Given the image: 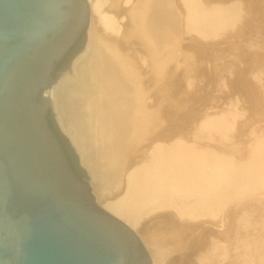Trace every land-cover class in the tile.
<instances>
[{
	"label": "bare ground",
	"instance_id": "1",
	"mask_svg": "<svg viewBox=\"0 0 264 264\" xmlns=\"http://www.w3.org/2000/svg\"><path fill=\"white\" fill-rule=\"evenodd\" d=\"M87 1L86 49L73 63V76L54 88L61 126L82 149L97 203L132 229L138 227L147 241L170 242L179 250L182 241L192 242L186 236L200 226L188 218L215 216L221 201L242 190L250 174H264L263 152L242 165L234 161L236 153L243 152L239 137L254 131L246 134L243 124L232 120L234 111L197 119L193 111L185 117L178 114L184 100L183 77L189 76L193 64L191 51L198 52L196 60L202 63V47L212 45L209 38L239 21L240 2ZM191 32L195 35L186 36ZM178 63L184 65L177 71ZM233 78L231 88L244 89L254 107L262 103L251 82L240 75ZM162 209L166 210L157 213ZM152 213L160 221L141 222ZM181 217L187 218L186 225H181ZM176 259L171 260L177 264Z\"/></svg>",
	"mask_w": 264,
	"mask_h": 264
},
{
	"label": "water",
	"instance_id": "2",
	"mask_svg": "<svg viewBox=\"0 0 264 264\" xmlns=\"http://www.w3.org/2000/svg\"><path fill=\"white\" fill-rule=\"evenodd\" d=\"M89 18L87 0H0V264L153 261L140 236L97 203L81 147L56 112L54 88L73 76L87 39L66 55Z\"/></svg>",
	"mask_w": 264,
	"mask_h": 264
},
{
	"label": "rangeland",
	"instance_id": "3",
	"mask_svg": "<svg viewBox=\"0 0 264 264\" xmlns=\"http://www.w3.org/2000/svg\"><path fill=\"white\" fill-rule=\"evenodd\" d=\"M204 1L198 0L200 5H203ZM261 1V4L255 5L254 0H239L240 6H238L239 2L237 4L240 7L239 16L241 17L239 21L237 20L232 26L223 30V32L221 31L222 33L219 35L209 38L212 45L202 47L201 55H204L205 62H198V58L196 60L198 52L191 51L190 56L193 64L188 67L189 76L187 78L183 77L185 88L181 97L184 100H182L181 112H178L180 117H185L190 111H193L196 115L195 119H197L208 114L218 115L222 112L234 111L233 113L237 115L232 120L234 119L236 122L243 124L241 129L246 131V134L254 130L248 137L246 135L239 137L238 144L243 152H237L233 158L235 162L241 165L246 163L250 156L264 153V0ZM239 28L242 29L241 31L244 34L241 31L237 32ZM86 30L78 40L79 42L72 51V55L85 43ZM191 35H195V33L186 34V36ZM205 42H208V40H205ZM225 52L228 54L227 56ZM220 53H223L224 58L225 56L228 57V62L232 63V60H234V63L229 65L227 62V64V60L220 58ZM233 54L238 60L231 56ZM218 55L219 58H216ZM229 56L232 57V60L229 59ZM221 62L224 64L216 67ZM178 64L177 71L184 65L183 63L182 65ZM228 65L233 68L230 67L228 70L226 67ZM198 68L202 69L203 72L198 71ZM218 68H221L219 71H223V74L216 70ZM214 71H217V74ZM228 73H231V76ZM238 75L244 76L246 81L251 82L256 87L261 104L254 107L248 100L246 92L243 91L244 89L231 88L230 80ZM218 77H222V79ZM91 189L93 191L92 182ZM165 210L162 209L157 213H163ZM180 211L187 213L186 210L181 209ZM155 215L157 214L152 213V215L144 216L141 222L146 220L148 225H152L151 223L160 221V217L153 218L156 217ZM184 216L189 217V215ZM193 218H188V220L193 223L197 221L196 223L200 225L194 228L189 236H186V240H192L193 244L191 241L186 242L184 240V242L182 241V245L183 243L184 245L179 250L172 246L173 244L170 242L147 241L144 236L137 232L138 227L133 229L140 236L150 258L153 260L150 264H175L176 261L171 259H176V256L177 264H180L181 261V264H194L195 262V264H264V174H250L247 184L242 190H234L227 199L221 201L215 216L205 215L203 218ZM185 219L183 218L180 221L183 222ZM181 225H186V223L183 222ZM205 228L207 232H201ZM208 230H210V233H208ZM202 233H208L209 236L206 235L208 236L206 238ZM185 243L188 248L185 247ZM194 244L196 247L202 246L203 251L201 247L196 249ZM185 248L187 252L189 250L190 252H185L186 254L183 255L182 252L186 251ZM202 254H205V257ZM182 255L183 257H181Z\"/></svg>",
	"mask_w": 264,
	"mask_h": 264
},
{
	"label": "trees",
	"instance_id": "4",
	"mask_svg": "<svg viewBox=\"0 0 264 264\" xmlns=\"http://www.w3.org/2000/svg\"><path fill=\"white\" fill-rule=\"evenodd\" d=\"M78 42H79V41H77V43L72 47L71 51L66 55V58H68V57L71 55L72 51L74 50V48H75V46L78 44ZM50 124H51V126L53 127V123H52L51 119H50ZM53 128H54V127H53ZM61 142H62V144H63L64 150H65V152H66V154H67V156H68V158H69V161H70V163H71L73 169H74L79 175L84 176V171H83V170L77 165L76 161L72 158L69 149L66 147V145L63 143L62 140H61Z\"/></svg>",
	"mask_w": 264,
	"mask_h": 264
},
{
	"label": "flooded vegetation",
	"instance_id": "5",
	"mask_svg": "<svg viewBox=\"0 0 264 264\" xmlns=\"http://www.w3.org/2000/svg\"><path fill=\"white\" fill-rule=\"evenodd\" d=\"M70 57H72V54H71V56ZM69 59V57L68 58H66L65 60H68ZM66 61H63V62H61L60 64H59V68L65 63ZM50 119H51V121H52V123H53V127H54V130H55V132L57 133V135H58V137L60 138V140H62L63 141V143L66 145V147L69 149V151H70V153H71V156H72V158L74 159V160H76V158L74 157V153H73V149L69 146V143H68V141L66 140V138H64L59 132H58V130H57V128H56V124H55V122H54V119H53V117L50 115V117H49Z\"/></svg>",
	"mask_w": 264,
	"mask_h": 264
}]
</instances>
